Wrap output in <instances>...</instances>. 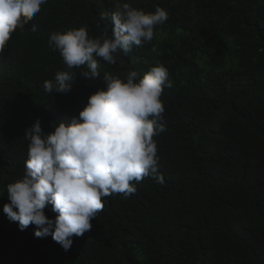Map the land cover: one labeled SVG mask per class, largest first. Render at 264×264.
Returning a JSON list of instances; mask_svg holds the SVG:
<instances>
[{
  "label": "trees",
  "instance_id": "trees-1",
  "mask_svg": "<svg viewBox=\"0 0 264 264\" xmlns=\"http://www.w3.org/2000/svg\"><path fill=\"white\" fill-rule=\"evenodd\" d=\"M118 2L167 11L152 41L159 55L146 44L102 62L96 80L74 69L70 92L46 94L43 82L65 67L50 34L110 35L99 17ZM157 63L173 82L154 137L164 184L145 178L127 198H104L67 252L33 225L20 231L3 205L24 173L26 129L39 119L48 133L78 116L106 72L142 76ZM0 264H264V0H47L14 32L0 55Z\"/></svg>",
  "mask_w": 264,
  "mask_h": 264
},
{
  "label": "clouds",
  "instance_id": "clouds-1",
  "mask_svg": "<svg viewBox=\"0 0 264 264\" xmlns=\"http://www.w3.org/2000/svg\"><path fill=\"white\" fill-rule=\"evenodd\" d=\"M47 0H0V55L12 34L23 30ZM99 20L110 25V35H89L87 27L69 28L50 34L48 44L59 51L65 65L54 79L43 82L46 94H66L69 81L80 76L100 78L99 66L115 65L121 54L152 44L156 29L168 20L165 9L152 12L118 2L110 15ZM99 27V25H98ZM33 24L31 31L35 32ZM151 52L159 55L152 44ZM135 62V58L133 59ZM104 89L88 98L78 116L61 121L45 133L37 119L26 129L27 159L22 178L6 185L8 202L3 213L24 231L35 226L37 238L51 236L61 248L70 250L73 237H82L104 207V198L136 193V183L152 178L164 184L159 171L158 146L154 137L165 131V88H172L168 69L157 63L142 76L135 70L103 76ZM54 218L45 214L49 208Z\"/></svg>",
  "mask_w": 264,
  "mask_h": 264
}]
</instances>
